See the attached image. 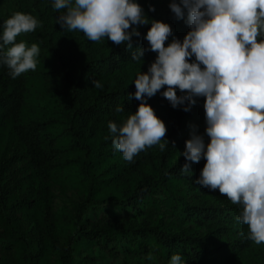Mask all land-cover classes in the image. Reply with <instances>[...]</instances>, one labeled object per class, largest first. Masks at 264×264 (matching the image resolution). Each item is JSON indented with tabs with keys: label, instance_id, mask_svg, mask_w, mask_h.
Masks as SVG:
<instances>
[{
	"label": "trees",
	"instance_id": "16d2710c",
	"mask_svg": "<svg viewBox=\"0 0 264 264\" xmlns=\"http://www.w3.org/2000/svg\"><path fill=\"white\" fill-rule=\"evenodd\" d=\"M186 20L187 13L177 19L170 9L155 20L173 30L165 46L183 41ZM150 27L139 26L131 50L66 28L48 38L51 45L34 34L16 38L40 53L36 69L15 79L0 64V138L7 134L13 145L4 156L0 144V264H169L175 254L183 264H236L253 245L238 220L242 205L195 182L206 160L192 163L191 175L180 171L192 126L198 133L206 122L200 112L180 108L163 120V151L157 144L128 162L113 147L109 122L121 126L140 104L131 98L135 78L122 74L148 68L157 56L146 51L143 63L131 60L137 49L150 48ZM52 79L63 92L46 87ZM165 90L146 98L157 117L171 108Z\"/></svg>",
	"mask_w": 264,
	"mask_h": 264
},
{
	"label": "clouds",
	"instance_id": "9594fccd",
	"mask_svg": "<svg viewBox=\"0 0 264 264\" xmlns=\"http://www.w3.org/2000/svg\"><path fill=\"white\" fill-rule=\"evenodd\" d=\"M53 7L57 12L65 10L57 18L62 29L81 31L92 42L106 37L129 50L132 38L141 35L139 26L151 24L144 36L150 48L137 49L131 60L143 63L146 51L157 56L133 81L136 91L131 98L140 101L137 111L121 126L108 124L113 147L132 162L149 147L159 144L163 151L169 145L164 139L168 129L146 99L162 88L171 106H183L185 112L196 104V97H204L210 142L205 146L192 126L180 153L186 161L180 171L191 175V164L205 159L195 182L242 205L238 220L248 226V238L257 245L264 243V0H172L171 12L177 19L187 13L190 31L182 42L173 38L167 46L173 36L171 26L150 21L137 0H74V4L54 0ZM38 27L42 22L23 12L13 13L3 23L0 64L8 67L13 79L37 67L40 47L16 43V38ZM193 56L195 61L190 62ZM92 84L103 87L99 81ZM177 89L184 95L178 96ZM169 264H183L181 255H173Z\"/></svg>",
	"mask_w": 264,
	"mask_h": 264
},
{
	"label": "rangeland",
	"instance_id": "374dc122",
	"mask_svg": "<svg viewBox=\"0 0 264 264\" xmlns=\"http://www.w3.org/2000/svg\"><path fill=\"white\" fill-rule=\"evenodd\" d=\"M137 2L141 5V7L144 10V14L149 18V20H156L157 18H160L164 16L169 8V4L172 2V0H146L144 2H141L140 0H137ZM178 2V0H177ZM74 4V0H73ZM54 0H0V18L7 20L13 13L15 12H23L28 13L36 17L39 21L42 22V27H38L34 32L29 33H23L19 36L23 39H26L27 37H31V34L37 35V37L40 38L41 42L44 44L51 45V43L48 41V38L50 36L54 37L55 35L60 38L62 37V33L64 32V29L60 27L59 24H57V18L58 15L62 14L63 11L57 12L54 10ZM153 7L155 8V12H150L149 8ZM143 27L146 25H142ZM52 42H55V39L52 40ZM40 59V58H39ZM47 65V63H44ZM203 67V66H201ZM148 70L145 66H139V67H133L126 70V72L122 75L130 78H136L137 74L141 71L142 73H146ZM47 88L52 89L56 92H63V89L61 87V84H59L57 79H52L48 85H46ZM55 92V93H56ZM178 96L184 95V93H181L180 91L177 93ZM57 97H60L59 95H56ZM196 104L192 106L195 111L200 112L201 116L206 117V113L204 110V103L205 98L204 97H196ZM42 104L48 105V102L44 99L41 101ZM186 106V105H185ZM50 110L45 109L43 111L45 116H52V108L49 107ZM180 108H183V106L173 108L171 106L170 111H167L165 114L158 115V117L163 121H168L171 117L172 113L174 114L177 112ZM196 120V119H194ZM207 127V123L204 122L199 127V132L197 134L203 136L204 139L210 140V138L207 136L205 129ZM0 144L1 146L6 144L7 151L4 152V156L10 155L11 150H13L12 140L7 134H2L0 138ZM236 264H264V243L262 244H255L251 246V248L246 253H242L239 257V259L236 261Z\"/></svg>",
	"mask_w": 264,
	"mask_h": 264
}]
</instances>
